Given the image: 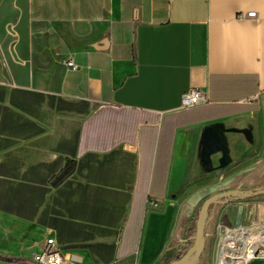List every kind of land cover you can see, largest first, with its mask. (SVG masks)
Segmentation results:
<instances>
[{
    "label": "crops",
    "instance_id": "obj_1",
    "mask_svg": "<svg viewBox=\"0 0 264 264\" xmlns=\"http://www.w3.org/2000/svg\"><path fill=\"white\" fill-rule=\"evenodd\" d=\"M190 89L209 102L180 110ZM263 99L264 0H0V256L26 261L0 264L47 239L64 264L172 263L226 173L201 166L204 129L259 139Z\"/></svg>",
    "mask_w": 264,
    "mask_h": 264
},
{
    "label": "rangeland",
    "instance_id": "obj_2",
    "mask_svg": "<svg viewBox=\"0 0 264 264\" xmlns=\"http://www.w3.org/2000/svg\"><path fill=\"white\" fill-rule=\"evenodd\" d=\"M259 109V117H260V133L259 139H255L253 136V125L250 124L246 129L250 130L251 137H248L245 132L242 133H234L241 134L246 142L250 145L255 146L256 148L253 150L255 153L254 159H250L244 163L233 164L231 158L228 165L222 169L217 170H225L226 173L223 179L213 178V187H216V191L210 195L204 197V201H208L209 198H212L216 195L227 193V192H235L238 190H258L262 192L261 194L256 196L253 199H246L243 201L241 208L243 209L241 215H237L236 209L230 208L224 210L222 206L219 205H210L207 209V216L205 219V223L201 225V235L198 233V226L202 220L201 212L205 205L196 209V212L187 213L189 215L188 219H190V229L192 232L186 233L185 229H182V242L180 248L183 249V255L181 261L179 263L169 264H183L187 258L188 253L196 246V237L200 235V241L202 243V252L199 257V262L197 264H216L215 256L216 255V246L219 243L220 232L218 231V225L223 227H228L230 229L238 227L239 225L253 230L251 233L246 232L244 230L239 232H246L247 234L257 233L259 235L253 237L252 239L255 241L256 239L262 237L264 239V99L260 100V104L255 106ZM230 135L228 138V147L230 143ZM229 149V148H228ZM253 152L250 153L252 155ZM230 157V156H229ZM215 168L218 167V163L213 164ZM221 183V184H220ZM222 207V208H221ZM195 213V214H194ZM231 214L234 215L235 221L231 222L229 217H232ZM194 215V216H193ZM193 216V218H192ZM192 219V220H191ZM237 221V222H236ZM191 231V230H190ZM231 231V230H229ZM227 231V232H229ZM256 231V232H255ZM226 232V233H227ZM191 234L192 237L185 239L186 234ZM225 235V234H224ZM224 235H222L224 237ZM221 237V244L223 240ZM236 240L241 239V236L235 235ZM192 243V244H191ZM252 243V242H251ZM222 244L221 246L223 247ZM259 249H264V243H258ZM258 250V249H257ZM244 249L241 251L243 252ZM184 256V257H183ZM236 259H240L239 256ZM229 261V260H228ZM247 264V263H246Z\"/></svg>",
    "mask_w": 264,
    "mask_h": 264
},
{
    "label": "built area",
    "instance_id": "obj_3",
    "mask_svg": "<svg viewBox=\"0 0 264 264\" xmlns=\"http://www.w3.org/2000/svg\"><path fill=\"white\" fill-rule=\"evenodd\" d=\"M237 18L239 20H256L258 18V15L256 12H248V13H240L238 14ZM66 67L68 70H74L75 69V63L74 61L69 58L65 62ZM209 102V95L207 91L205 90H199V89H190L187 91L182 97H181V103H180V110H190L198 106L206 105ZM259 193H256V196H258ZM255 196V197H256ZM247 199V196L243 194L242 192H230L228 194L214 196L209 199L208 207L210 205H219L223 207H228L230 205H237L241 206L243 204V201ZM146 208L148 210H158L159 204L156 200L148 199L146 201ZM218 231L220 232L219 237V243L216 246V255L218 256L220 250L219 248H222L221 244V235L226 234L229 230H244L246 232L251 233L253 230L244 228L242 226H238L235 228H228L223 227L221 225H218ZM256 232V231H255ZM244 239L241 238L238 241H233L234 246L236 248L234 251L230 252V258L229 262H233L234 264H238L240 259H236L238 256H240V252L242 247L245 245ZM232 243V241L230 242ZM232 243V244H233ZM217 257L215 256V259ZM255 259H264V249H259L255 251L254 255L248 260L247 264ZM33 264H64V256L62 252L55 247V242L53 239H47L45 242L44 247L39 253H36L34 257L32 258Z\"/></svg>",
    "mask_w": 264,
    "mask_h": 264
},
{
    "label": "water",
    "instance_id": "obj_4",
    "mask_svg": "<svg viewBox=\"0 0 264 264\" xmlns=\"http://www.w3.org/2000/svg\"><path fill=\"white\" fill-rule=\"evenodd\" d=\"M100 46V47H99ZM108 46V41L103 40L98 45L97 48L106 49ZM248 137H251L250 130H236V129H225L223 125L217 124L204 129L202 134V139L200 143V164L207 172H213L217 169H222L228 165L230 162L229 149H228V138L229 134L242 133ZM215 155H220L218 160V167L215 168L212 163V157ZM261 194L262 192H258ZM209 201V200H208ZM208 201L202 209L201 216L204 214L203 224L207 216ZM200 225L198 226V233L201 235ZM199 235V238L201 236ZM192 244V243H191ZM184 257V256H183Z\"/></svg>",
    "mask_w": 264,
    "mask_h": 264
},
{
    "label": "bare ground",
    "instance_id": "obj_5",
    "mask_svg": "<svg viewBox=\"0 0 264 264\" xmlns=\"http://www.w3.org/2000/svg\"><path fill=\"white\" fill-rule=\"evenodd\" d=\"M204 214L202 216V220L200 222V227L203 224ZM241 236L244 239L245 245L242 247L241 251L244 249L243 252H240V261L238 264H246L248 260L254 255L255 251L258 249V243H264V239L259 236L258 239L255 241L252 239L253 237L259 235L257 233L247 234L246 232H239L238 230H232L227 232L223 237L222 244L223 247L219 248L220 252L217 256L216 264H234L233 262H229L230 252L234 251L236 246H234L233 241H237L235 235ZM253 236V237H252ZM232 241V243H230ZM252 242V243H251ZM202 252V243L200 241L199 235L196 237V246L188 253L186 260L183 264H197L199 262V257Z\"/></svg>",
    "mask_w": 264,
    "mask_h": 264
},
{
    "label": "trees",
    "instance_id": "obj_6",
    "mask_svg": "<svg viewBox=\"0 0 264 264\" xmlns=\"http://www.w3.org/2000/svg\"><path fill=\"white\" fill-rule=\"evenodd\" d=\"M70 172L69 171H66L62 177L60 178V181H63L65 178H67L69 176ZM192 232V229L190 231V233ZM192 237V235L190 234L189 235V238ZM182 255H183V249H181L179 251V253L176 255V257L174 258V262L173 263H179L181 261V258H182ZM0 260L1 261H5V262H26L24 260H15V259H8V258H5V257H2L0 256ZM31 263V262H30ZM32 264V263H31Z\"/></svg>",
    "mask_w": 264,
    "mask_h": 264
}]
</instances>
